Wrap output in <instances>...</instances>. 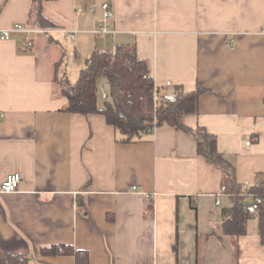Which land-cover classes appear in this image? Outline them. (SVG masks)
<instances>
[{
	"label": "crops",
	"instance_id": "0c3cea01",
	"mask_svg": "<svg viewBox=\"0 0 264 264\" xmlns=\"http://www.w3.org/2000/svg\"><path fill=\"white\" fill-rule=\"evenodd\" d=\"M102 3L110 32L94 31ZM41 14L50 26L37 24L32 0H0V28L47 29L30 33L29 47L21 31L0 38V184L22 176L16 191L0 192V253L26 264H264L256 217L243 235L222 233L232 198L190 134L161 125L121 142L103 115L64 111L60 91L94 51L133 44L161 91L202 89L179 122L216 136L242 189L258 185L264 0H46ZM50 245L86 253L42 254Z\"/></svg>",
	"mask_w": 264,
	"mask_h": 264
},
{
	"label": "trees",
	"instance_id": "16d2710c",
	"mask_svg": "<svg viewBox=\"0 0 264 264\" xmlns=\"http://www.w3.org/2000/svg\"><path fill=\"white\" fill-rule=\"evenodd\" d=\"M46 0H32L36 22L39 26H50L41 14L42 3ZM60 91L66 97L64 111L83 115L96 113L104 116L106 122L120 135L121 142H136L161 125L173 126L190 134L196 141L198 154L223 171L222 185L231 196L232 205L223 209L222 233L238 237L246 233V224L250 217L257 219L258 235L264 243V182L242 189L236 181L234 167L220 153L216 145V136L201 126L188 128L181 124L178 115L196 112L197 100L202 89L183 92L180 87H173L177 92L176 100L166 102L154 99V91H161L154 85L148 73L146 63L137 56L134 45L117 44L114 52L94 51L86 59L77 80L70 84L61 80ZM101 85H104L106 97H102ZM100 96L103 101H100ZM259 194L262 201L255 213L246 210L247 193ZM176 249V246H174ZM45 255H74L79 261L82 250L71 245H50L41 248ZM83 258L86 255H82ZM23 254L0 253V264H26Z\"/></svg>",
	"mask_w": 264,
	"mask_h": 264
},
{
	"label": "built area",
	"instance_id": "2783aa9c",
	"mask_svg": "<svg viewBox=\"0 0 264 264\" xmlns=\"http://www.w3.org/2000/svg\"><path fill=\"white\" fill-rule=\"evenodd\" d=\"M101 8L103 10V21L99 25V27L94 31L95 32H110L111 31L110 27L107 25L106 22L109 18H111L113 16V13L109 9V5L107 3H102ZM89 9L92 10V7H90ZM82 10H83L82 8L79 9V11H82ZM261 29H262V31H264V24L262 25ZM12 31L23 32L24 33L23 40H24L25 46L29 47L32 44L30 33H32V32H46L47 29L42 28V27H33V26H29V25L25 26V25H22L20 23H14L7 28H0V38L1 39H8L10 32H12ZM165 87H171V82L166 81ZM100 88L102 90V97L105 98L106 93L104 91L105 90L104 85H101ZM176 97H177V92L174 90H167L162 95H159L156 90L154 91V99L155 100L163 99L166 102H173L176 100ZM246 144H249V141L246 142ZM21 181H22V176L19 173L14 172V173L7 174L5 179L0 184V192L9 193V192L16 191L18 189ZM135 188H136L135 186L132 187L133 190ZM221 190H222V192L225 191L224 186H222ZM247 194H248V196L251 197V199L246 205V210L249 213H255L259 207V204L262 201V197L259 194H255L252 192L247 193ZM217 203H218V201H217Z\"/></svg>",
	"mask_w": 264,
	"mask_h": 264
},
{
	"label": "rangeland",
	"instance_id": "374dc122",
	"mask_svg": "<svg viewBox=\"0 0 264 264\" xmlns=\"http://www.w3.org/2000/svg\"><path fill=\"white\" fill-rule=\"evenodd\" d=\"M77 72H78V70H76V68L73 69V70H71V69L69 70L68 78H69V80H70L72 83H74L75 80H76V78H77ZM100 101H103V99L101 98V96H100Z\"/></svg>",
	"mask_w": 264,
	"mask_h": 264
}]
</instances>
